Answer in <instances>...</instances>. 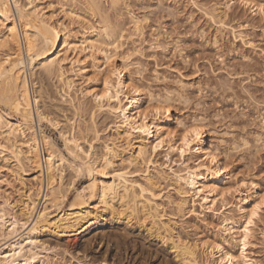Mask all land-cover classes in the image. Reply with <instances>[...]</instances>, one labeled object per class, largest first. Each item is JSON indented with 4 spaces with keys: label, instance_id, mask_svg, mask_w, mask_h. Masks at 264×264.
Segmentation results:
<instances>
[{
    "label": "bare ground",
    "instance_id": "bare-ground-1",
    "mask_svg": "<svg viewBox=\"0 0 264 264\" xmlns=\"http://www.w3.org/2000/svg\"><path fill=\"white\" fill-rule=\"evenodd\" d=\"M127 1L0 0V264H53L52 258L42 257L43 251L50 249L44 237L75 242L108 220L125 221L129 227L144 230L169 248L179 264H260L248 256V248L264 212V206L256 207L264 202V190L250 176L232 178L227 160L221 157V148L231 133L218 132L214 143L218 133L214 131L216 137L211 141L213 131L207 118L176 120L170 97L173 93L156 95L133 78L131 55L120 51L129 44L135 49L142 46L148 30L159 44L167 29L153 28ZM122 4L125 16H129L126 28L118 26L119 15H115L116 21L111 19V13L117 14ZM235 8L264 23V0H221L206 15L220 33L232 34L264 60V47L246 33V25L227 24ZM61 15L80 25V38H73ZM262 37L264 40V29ZM119 58L123 64L117 63ZM39 71L60 88H56L59 95L63 93L60 101H71L74 106L77 99L82 106L86 99L92 101L94 108L91 116L88 114L92 126L87 120L84 122L89 126L84 124V128L94 129L97 141L104 142L100 128H95L96 114L112 118L106 127L112 135L102 142L100 153L91 143L94 138L89 145L85 143L89 133L86 139L81 136L84 128L78 127L84 123L80 120L84 107L81 109L78 102L81 110L74 108L81 114H73L77 115L73 120L66 117L68 121L63 119L62 124L46 110V104L44 108L43 99L48 94L34 81ZM76 78L83 85L79 87ZM185 87L181 83V91ZM177 95L184 99L181 93ZM257 119L264 130V113ZM45 123L60 131L64 150L36 128ZM64 124L69 128L66 132ZM192 128L199 129L198 135L188 136L186 145L185 133ZM161 154L165 162L159 164L155 159ZM27 165L36 173L35 184L27 185ZM131 168L135 171L129 172ZM83 175L89 182L75 189V179ZM231 200L236 201L233 206L240 219L222 213L221 226L211 236L186 239L176 233V220L207 212L217 216L220 209L233 204Z\"/></svg>",
    "mask_w": 264,
    "mask_h": 264
},
{
    "label": "rangeland",
    "instance_id": "rangeland-1",
    "mask_svg": "<svg viewBox=\"0 0 264 264\" xmlns=\"http://www.w3.org/2000/svg\"><path fill=\"white\" fill-rule=\"evenodd\" d=\"M127 2L139 17L148 18L153 28L167 27H165L167 33L165 34L163 30L162 35L164 34V37L160 38L159 44L154 41L151 31L148 30L149 34L147 33L144 43H140L142 46H136V49H139L138 51L131 44L126 45L124 51H120L121 53L124 52L125 55H131L129 57L131 61L129 62L132 63L130 72L133 74V78L139 81L145 89L153 91L156 95L165 96L168 93H173L170 97L173 99L172 105L176 120L184 119L185 122H189L194 118L193 116H203L208 119L210 130L213 133L214 131L219 132L220 135L224 132L231 133L232 135L227 139V144L221 148V157L223 156L224 161L227 160L226 163L232 178L234 176L239 178L250 176V179L253 180L254 178L255 181H253L258 183L261 189L264 190V137L262 136L264 130L259 127L257 119L258 115L264 113V60L253 50L244 46L241 41H236L232 34L220 33L218 26L210 18V20L208 19L206 11L212 8L214 3L221 2V0H128ZM77 5L81 6L80 3H77ZM121 6L122 9L118 8L120 10H117L119 11L117 14L116 12L111 13V19L116 21V16L119 15L117 16L120 17L118 26L126 28L129 24V16H125L127 10L123 8V4ZM231 14L227 24L232 27H237L240 24L246 25V33L248 32L247 34L251 35L253 41L263 48L262 30L264 29V23L259 19L254 20L250 14L240 8H235ZM84 17L89 19L87 15ZM60 20L63 21L62 23L66 28L70 27L67 30L72 32L73 38H76L77 35L79 36L77 39L82 36L83 30H81L82 28L78 23H74L76 24L74 26L62 15ZM120 61L123 62L122 59H117L118 64H123ZM133 63H135L134 66ZM37 74L34 78L35 83L38 86H44L43 92L46 91V94H48V99L44 96L43 106L46 104L45 106L48 108L46 110H49L48 112L52 113L53 117L59 119L58 121L61 123L67 119L66 117H69L68 120H73L78 114L82 113L80 115L81 122L89 120L88 122L91 125L90 116L94 104L89 98L86 99V102L84 101L85 106L80 105L78 99L75 102L76 106L72 105L69 100H67L69 103L62 102L63 99L60 96L63 93L61 92L59 95L60 88L56 87L59 89L56 90L55 82L50 77L42 75L40 71ZM76 79V82H79V87L81 84L83 85L80 78ZM181 83H185V90L181 91ZM178 92L184 96V99L181 97L183 100L180 97L177 98ZM77 102L81 109L84 107V111L79 109ZM70 104L71 107H69ZM54 105L59 106V109ZM45 106L44 108H46ZM4 109L9 114L7 108ZM73 110L75 111L73 112ZM76 110H81V113ZM63 111L64 113H62ZM82 111L85 113L84 116ZM99 114H96L98 117L95 118L97 120L95 124L98 123V126L96 124L95 128H100L99 130L104 136L102 137L100 134V137L105 142L112 135L109 134L106 128L112 118L109 116L108 119L106 113ZM88 122H84L83 126L80 125L81 128L79 126L78 129L84 128V124L88 125ZM64 125V129L68 128L66 127L67 124ZM86 125L81 131L82 135L80 132L77 133L78 129L76 135L84 138L89 135L87 139L85 138L86 140L81 137L82 142L84 143L85 140L86 144L94 138L93 141L96 142L91 143L97 146L99 150L97 152L100 153L104 142L101 141V138L100 141H97L94 129L92 128L94 132L90 131L91 127L88 128ZM36 128H40L47 135H50L55 140L56 145L64 150V143L58 129L46 123L40 126L37 125ZM103 130L108 132L104 133ZM213 133L211 132V141H213L212 137H216V133ZM219 133L215 138L216 140L214 139V143H217ZM259 136L263 140L258 139ZM164 159L163 154H161L155 161L160 164L165 162ZM120 166L121 163H119ZM28 167L27 165L26 168ZM128 171L134 172L135 169L131 168ZM24 172L28 181L27 185L35 184L36 182L33 180L36 177L35 171L29 167L28 170L24 168ZM88 182L89 179L86 175L76 178L75 189L82 188ZM228 185V183L225 184L226 187ZM163 187L165 188V185ZM74 196L75 191L72 192L70 201L74 199ZM42 202L43 199L40 200L39 206L42 205ZM231 203H233L231 206L220 209V214L217 213L218 217L213 212H207L204 215L202 214V217L189 216L184 220H176V233H180L178 235L186 239H194V237L197 238L201 235L211 236L221 226L222 213H226L227 217L235 220L240 217L233 206L236 201L231 200ZM69 204L70 202L66 203L65 207ZM236 212L238 216L234 215ZM260 218V221L256 223V227H254L255 238L252 240L253 245L251 244L248 248V256L257 262L259 260L260 264H264V237L262 236L264 233V212L260 214ZM44 239H47L48 249H50L43 251L42 257L45 256L46 260L52 258L50 262H53V264L57 261H59L58 264H101L103 261L106 264H179L172 256L169 248L144 230L129 227L125 221L117 223L108 220L106 225L98 226L89 235L75 242L61 241L53 237H44ZM50 243L54 246L49 247ZM57 244L62 245V247Z\"/></svg>",
    "mask_w": 264,
    "mask_h": 264
},
{
    "label": "snow or ice",
    "instance_id": "snow-or-ice-1",
    "mask_svg": "<svg viewBox=\"0 0 264 264\" xmlns=\"http://www.w3.org/2000/svg\"><path fill=\"white\" fill-rule=\"evenodd\" d=\"M261 10L264 11V8H262ZM101 99H103V97H101ZM159 111H160V109H157V112H159ZM198 132H199V129H197V128H192L188 132H186L185 133L184 143L187 145V143H188V136H190V135L191 136H197L198 135ZM262 206H264V202H262L261 204H257L256 205L257 208H260ZM252 215L253 216L256 215V211L255 210H253ZM251 222H252L251 220L248 221L249 224H251ZM244 231L247 232V228H245ZM246 239H247V237H245V240Z\"/></svg>",
    "mask_w": 264,
    "mask_h": 264
}]
</instances>
